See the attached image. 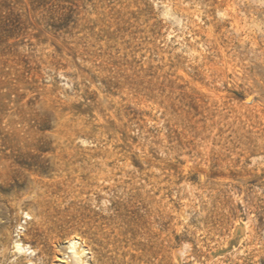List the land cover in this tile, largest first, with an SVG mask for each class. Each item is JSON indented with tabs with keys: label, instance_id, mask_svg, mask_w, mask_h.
<instances>
[{
	"label": "rangeland",
	"instance_id": "rangeland-1",
	"mask_svg": "<svg viewBox=\"0 0 264 264\" xmlns=\"http://www.w3.org/2000/svg\"><path fill=\"white\" fill-rule=\"evenodd\" d=\"M247 1L252 85L216 63L228 22L205 62L161 0H0V264H56L72 236L88 264H264Z\"/></svg>",
	"mask_w": 264,
	"mask_h": 264
},
{
	"label": "bare ground",
	"instance_id": "bare-ground-1",
	"mask_svg": "<svg viewBox=\"0 0 264 264\" xmlns=\"http://www.w3.org/2000/svg\"><path fill=\"white\" fill-rule=\"evenodd\" d=\"M182 1L186 2L187 7L177 6L174 0H161V3H166L161 8V11H167L168 16L173 18H177V14L185 17V24L189 34L192 36V40L194 43L198 41L202 47L198 51L194 43L191 44L190 58L195 60L198 51L200 60L206 62V54L204 53L207 50V46L217 42L216 28L218 26L223 27L228 22L230 28L226 30L225 34V38L228 41L227 49H220L222 57L217 58L216 63H218V60L221 61L227 67V70L233 74L234 78L238 79V81L245 80L252 85V75L257 72L256 62L260 56L256 51L257 47L255 48L256 42L252 39V29L247 24L248 16H252V10H249L252 9V4L247 0H229L230 11H219V3L213 6L209 5V9H206L199 1L194 6H191L193 2L191 0ZM211 8L217 10L218 17L210 12ZM14 248L19 253L29 250L20 241L14 242ZM85 252L86 250L81 246V243L76 237L72 236L67 240L65 251L58 257L56 264H88L84 257Z\"/></svg>",
	"mask_w": 264,
	"mask_h": 264
}]
</instances>
